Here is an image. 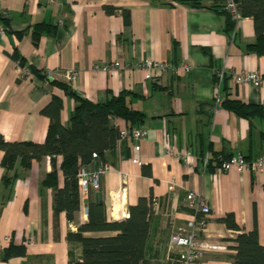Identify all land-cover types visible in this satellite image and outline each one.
I'll return each instance as SVG.
<instances>
[{
    "label": "crops",
    "instance_id": "0c3cea01",
    "mask_svg": "<svg viewBox=\"0 0 264 264\" xmlns=\"http://www.w3.org/2000/svg\"><path fill=\"white\" fill-rule=\"evenodd\" d=\"M191 6L176 0H0V134L7 141L45 140L49 118L41 110L53 95L62 100L60 122L67 125L75 101L63 89L31 72L21 76L13 52L49 77L67 82L62 73L76 71L67 82L82 97L102 102L106 92H130V106L145 114L132 128L142 127L141 140H117L113 150L87 164L91 169L108 162L112 169L101 177L100 188H89L80 198L79 209L69 220L65 211L54 212L53 188L43 185L47 173L56 172L57 186L64 176L61 156L32 159L23 166L18 159L13 169L0 164V264H71L82 259V245L69 232L87 222L89 202L102 201L106 218L121 219L123 210L140 197L150 199L147 259L150 264H175L166 260V244L176 225L192 218L184 206L188 192H198L211 207L207 236L225 248L206 251L199 264H233L234 237L242 231L257 230L264 245V170H202L201 156L212 150L223 155L242 154L246 160L264 155V87L236 84L232 74L256 70L264 76V55L246 50L255 40L253 20L240 17L234 31L226 30L221 0H199ZM105 7L113 10L107 12ZM4 22V23H3ZM3 23V24H2ZM37 23L56 26L55 33L32 41ZM6 24V25H5ZM152 58L176 64L186 61L189 73L166 71L158 78H145L136 66ZM119 62V66H114ZM106 67V68H105ZM225 76L218 85L215 73ZM219 90L248 104L260 113L240 117L226 108L212 110ZM118 129L127 122L109 115ZM174 143L191 150L192 163L167 155ZM139 146L137 150L135 147ZM3 151L0 149V161ZM221 155H219L220 157ZM14 175L6 185L2 178ZM125 186L122 197L116 191ZM169 186H172L170 188ZM86 209V210H85ZM232 213L239 229H229L219 218ZM117 231H85L83 236H109ZM10 244L24 245L25 254L1 259Z\"/></svg>",
    "mask_w": 264,
    "mask_h": 264
},
{
    "label": "trees",
    "instance_id": "16d2710c",
    "mask_svg": "<svg viewBox=\"0 0 264 264\" xmlns=\"http://www.w3.org/2000/svg\"><path fill=\"white\" fill-rule=\"evenodd\" d=\"M180 3L199 6V0H176ZM238 8L242 17H251L255 32V40L246 44L248 52L264 55V0H238ZM107 12L113 10L105 7ZM226 14V30L234 31L235 20ZM0 20L8 24L4 16ZM3 22V23H4ZM2 23V24H3ZM5 24V25H6ZM56 26L37 23L32 27V41L37 44L42 33H55ZM13 59L20 68H28L36 76L46 79L49 84L57 86L72 97L75 101L67 125L59 119L63 106L62 100L53 95L41 113L49 118V124L44 142L7 141L0 134V149L3 151L0 164L6 169H13L19 159L23 166H28L32 159L39 160L49 156L53 165L54 158L61 156L60 169L64 176L62 187L57 186L56 172L53 169L47 173L43 185L53 188V209L57 213L65 211L69 220L74 218L79 209V191L77 184L78 168L92 160L101 159L105 151L113 150L119 136V129L109 123V115L124 119L128 128L140 124L145 117L142 111L133 109L128 101L130 92L126 90L113 94L107 90L106 98L102 102H92L77 94L72 87L64 81L49 79L45 72L27 64L19 52H13ZM221 107L228 109L237 116L249 118L260 113V107L248 104L229 95L223 97ZM210 156L206 169H214L220 164V157L229 158L208 149ZM95 153L97 158H93ZM204 153L201 156L203 158ZM14 175L6 174L2 181L8 185ZM153 206L150 199L140 197L135 204L128 205V216L118 220L106 218V207L102 201L89 202L87 205V222L78 226L77 232H69L70 239L79 241L82 245V259L71 264H150L147 259V246L149 239L150 218ZM219 221L225 223L229 229H239L232 213L225 214ZM117 231L109 236H83L85 231ZM235 254L233 264H264V245L259 243L257 230L242 231L234 239ZM25 254L24 245L10 244L1 252V259L7 260L12 256Z\"/></svg>",
    "mask_w": 264,
    "mask_h": 264
},
{
    "label": "built area",
    "instance_id": "2783aa9c",
    "mask_svg": "<svg viewBox=\"0 0 264 264\" xmlns=\"http://www.w3.org/2000/svg\"><path fill=\"white\" fill-rule=\"evenodd\" d=\"M58 0H47L48 3L53 4ZM223 9L233 20H238L241 15L238 8V0H221ZM2 16L6 17L7 13L3 12ZM114 66H119V62H115ZM136 66L143 70L145 78L156 79L158 76L166 71L173 74L189 73L191 66L186 61H180L176 64L170 62L158 61L152 58L140 59ZM106 68V67H105ZM21 76L28 77L31 72L28 68H21ZM225 76L223 69L216 71L215 80L219 85ZM62 77L67 82H72L77 78L76 71H66L62 73ZM233 80L236 84H251L255 87H264V76L256 70H242L232 74ZM212 100V110L215 112L221 108L223 97L220 96L218 87ZM146 130L142 127L137 128H121L119 129V136L117 140L132 138L134 140H141L145 137ZM137 150L139 146L135 147ZM167 155L173 156L176 159L191 164L193 154L189 149L178 148L174 143L165 147ZM208 152L204 154L201 160L202 170L206 169ZM93 158H97L95 153ZM220 158V164L217 166L219 170L237 172L248 171H263L264 170V155H259L253 159L246 160L245 157L238 153L231 155L227 159ZM112 166L108 162H99L95 167L89 168L87 164H82L77 172V184L79 197L82 198L85 193L92 188L98 190L100 188L101 177L109 172ZM172 188V186H169ZM126 188L121 186L115 193V197H122ZM184 206L191 211L192 218L184 224H179L174 227L169 235L166 248V260H174L175 264H199V260L203 254L208 250L223 249L225 246L219 242L211 241L206 232L208 222L211 216V207L206 199L198 192L190 191L185 196ZM86 210V209H85ZM128 213L123 210L120 214L121 218H126Z\"/></svg>",
    "mask_w": 264,
    "mask_h": 264
}]
</instances>
